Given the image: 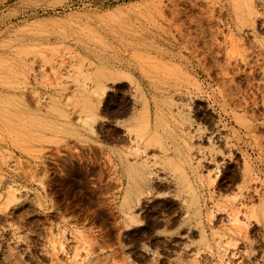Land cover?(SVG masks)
<instances>
[{
  "label": "rangeland",
  "instance_id": "rangeland-1",
  "mask_svg": "<svg viewBox=\"0 0 264 264\" xmlns=\"http://www.w3.org/2000/svg\"><path fill=\"white\" fill-rule=\"evenodd\" d=\"M0 264H264V0H0Z\"/></svg>",
  "mask_w": 264,
  "mask_h": 264
},
{
  "label": "bare ground",
  "instance_id": "bare-ground-1",
  "mask_svg": "<svg viewBox=\"0 0 264 264\" xmlns=\"http://www.w3.org/2000/svg\"><path fill=\"white\" fill-rule=\"evenodd\" d=\"M106 70L104 69H99L97 71V76H99L98 79H101L100 77H104L106 74H105ZM113 74V73H112ZM123 76L125 77H129V75L127 73L125 74H122ZM87 103V102H86ZM169 102H167L168 104ZM90 106V105H89ZM87 107V106H86ZM159 107V106H158ZM166 107V106H165ZM168 107V106H167ZM90 108V107H89ZM93 108V107H92ZM160 108V107H159ZM94 110H92L93 112ZM91 112V111H90ZM165 113V112H164ZM140 115L134 119V121L132 122L133 125V132L135 133L134 135L136 136V139L138 140H144L145 137L147 135H149L152 131V123H151V112H150V108H149V105H148V101L144 98L143 99V108H142V112L139 113ZM162 114L160 111L158 112V120L161 121L160 123H165V120L163 121V117H162ZM93 115V114H92ZM175 115V113H174ZM164 116V115H163ZM179 117V116H178ZM166 118V117H164ZM172 118H173V115H172ZM180 118V117H179ZM184 118V117H183ZM182 118V119H183ZM175 121H178L180 122L178 119H175ZM167 122V121H166ZM183 122V121H182ZM122 123V122H120ZM157 123H159L157 121ZM184 123V122H183ZM130 126V127H131ZM157 126V125H156ZM154 127V125H153ZM162 127V126H161ZM166 127L168 128V125H166ZM163 128V127H162ZM161 129V128H160ZM159 130V129H157ZM156 130V131H157ZM165 130V129H164ZM158 133V132H157ZM152 134V133H151ZM162 134L158 135V136H154L152 138H148L149 139V142H153V143H157L159 144L160 146V149L162 150V153H163V157H161V161H156L155 162V167L153 168L150 164H151V161H150V164L147 160L149 159H146V160H143V162H140V161H136L135 165H131L130 164V168L128 170V175L130 177V179L132 180V185L131 186V189L128 190V193H127V197L125 196V199H124V205H127L128 207V210H133L131 205H130V199H132V196H134V188L136 189V193L138 194V198L139 199L142 195H143V190H142V187L139 185V184H145L146 182H148L151 178V176L154 174V169L155 168H159V167H164V169H167L168 171H170L171 173H176L179 175V181L180 183L184 186L186 185V188H188V190H191L192 191V188H191V185H190V182L188 180L187 177H185V174H183L184 172V169H183V165H182V161H183V156L182 154L180 153H177V154H171V149L168 148L170 146L166 147L164 146V143H163V140L162 138L160 137ZM170 135V134H169ZM151 137V136H150ZM163 137V135H162ZM167 138L164 136V139ZM169 139V138H168ZM211 139V138H210ZM166 140V139H165ZM215 144V141L213 142ZM212 143V144H213ZM168 144V143H167ZM154 145V144H153ZM171 145V144H170ZM213 151H215L216 149H212ZM137 152H141L142 153V150L140 148H137L136 150ZM147 151V150H146ZM177 151V150H176ZM212 151V152H213ZM216 153V152H215ZM122 154V153H121ZM123 156V154H122ZM138 157V156H137ZM146 157V156H145ZM123 161V160H122ZM128 163H126L127 165ZM153 165V166H154ZM128 169V168H127ZM126 169V170H127ZM161 169V168H160ZM163 170V169H162ZM250 171V170H249ZM157 172V171H156ZM127 173V171H126ZM141 182V183H140ZM145 187V186H144ZM10 188V187H9ZM13 189V187H11ZM133 189V190H132ZM193 193V192H192ZM8 196H7V200L8 202H12L16 199V195H15V191L14 190H9V193H7ZM136 201V200H134ZM138 202V201H137ZM129 213V212H128ZM131 213V212H130ZM238 216V215H237ZM134 217V216H133ZM234 217V216H233ZM232 217V222H234V224H240V222H242V220H240L241 218L238 217H235L233 219ZM132 219V218H131ZM242 224V223H241ZM236 227V226H235ZM62 233L60 234H57L56 235V238L54 240V243H57V244H60L61 245V248L63 249L64 248V242L62 241ZM226 251V250H225ZM222 252V251H221ZM223 253V252H222Z\"/></svg>",
  "mask_w": 264,
  "mask_h": 264
}]
</instances>
